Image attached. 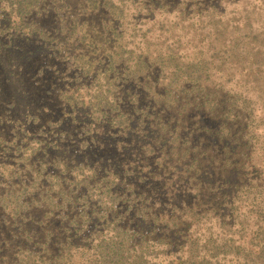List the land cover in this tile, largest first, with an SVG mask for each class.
Wrapping results in <instances>:
<instances>
[{
  "label": "trees",
  "instance_id": "1",
  "mask_svg": "<svg viewBox=\"0 0 264 264\" xmlns=\"http://www.w3.org/2000/svg\"><path fill=\"white\" fill-rule=\"evenodd\" d=\"M231 1L0 0V264H264V0Z\"/></svg>",
  "mask_w": 264,
  "mask_h": 264
},
{
  "label": "rangeland",
  "instance_id": "2",
  "mask_svg": "<svg viewBox=\"0 0 264 264\" xmlns=\"http://www.w3.org/2000/svg\"><path fill=\"white\" fill-rule=\"evenodd\" d=\"M262 4H263L262 0H242V1H238V2L235 0V1L228 2V3L222 2L221 5H219L218 9L219 10L221 9V11L223 12L221 20L222 21H226L228 19H231L233 17V15H239V13H241L243 11L244 7H245V9H244L245 11H243V15H246L245 13L250 15L251 8L253 9L254 7H256L258 5H262ZM262 9L264 10V7H262ZM176 15L177 14L175 12H172L171 14L167 15L166 19L169 22L170 21H175V20H177L176 19ZM263 15H264V13H258V11L254 10L253 13L251 14V17L253 19H263ZM158 17H161V15L156 14V18H158ZM162 18H164V17H162ZM191 20L192 21H190V22H193V24L195 22V24L193 25L195 27L192 28V31H193V29L197 28L198 26H202V23H200L199 21L197 22L196 18L191 19ZM89 22H90V25H89L88 29L90 30V34H92L96 38V40H99V41L100 40L101 41L104 40L105 38L102 39L103 30H102V25H101L100 21L96 20V19H91ZM205 22H206V20H205ZM187 23H189V22H184V25L187 24ZM259 27H261L260 22L259 21H254L253 22V28H259ZM189 35H191V33H189ZM187 40L188 39L186 38L183 42H185ZM103 43H104V45H108L107 42H103ZM80 49H81V47H78V50H80ZM75 52H78V51H75ZM182 54H183V52H182ZM188 54H190V53H188ZM2 69H4V68H2ZM237 79H235V80H237ZM238 81H239V79H238ZM238 81L236 83H235V81H230V82L225 84V87H230V86L233 87V84L234 85H236V84L240 85V82H238ZM234 89H236V87H234ZM1 108H3V107L1 106L0 110H2ZM1 127L3 128V130H2L3 133H6V130H4V128H6L7 126L3 125ZM125 147H127V146H125ZM118 148L120 149V146H118ZM109 151L110 152H115V148L114 147H110L108 149V152ZM140 151H141V149H139L137 146L130 148V152L128 153L129 157L130 158L137 157V155H138V153ZM68 153H70V151ZM28 154H29V151H28ZM69 156H70V158H74V154H69ZM93 156H94L93 153L91 155H88L89 158H92ZM121 156L124 157L125 159H127V156H124V155L119 153L118 158H120ZM17 157H18V155L10 154V151L7 152L5 150H2L1 147H0V159H9V160L6 161L8 164L11 163L10 159H18ZM105 157H110V158L112 157L111 159H117L116 155L113 154V156H111V154L109 155L107 153H104L102 155L101 159H104ZM3 169H4V167H2V170ZM184 199H186V198H184ZM214 225H216V223Z\"/></svg>",
  "mask_w": 264,
  "mask_h": 264
}]
</instances>
